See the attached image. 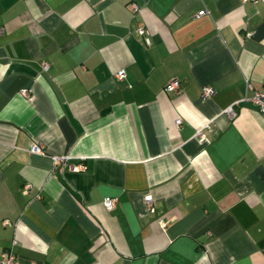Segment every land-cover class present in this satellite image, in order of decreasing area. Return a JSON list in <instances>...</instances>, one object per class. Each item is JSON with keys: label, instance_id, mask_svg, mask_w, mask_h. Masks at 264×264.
Instances as JSON below:
<instances>
[{"label": "crops", "instance_id": "0c3cea01", "mask_svg": "<svg viewBox=\"0 0 264 264\" xmlns=\"http://www.w3.org/2000/svg\"><path fill=\"white\" fill-rule=\"evenodd\" d=\"M262 88L264 0H0V258L264 264Z\"/></svg>", "mask_w": 264, "mask_h": 264}, {"label": "built area", "instance_id": "2783aa9c", "mask_svg": "<svg viewBox=\"0 0 264 264\" xmlns=\"http://www.w3.org/2000/svg\"><path fill=\"white\" fill-rule=\"evenodd\" d=\"M132 7L134 10H137V6L136 4H132ZM204 14V12H201V15ZM137 35L143 40V42L145 43L146 46L150 45V39L146 33V31L142 28L139 27L137 29ZM41 69L43 72H46L48 70V64L47 62L43 61L41 62ZM116 78L118 80H122L125 77V74L123 71H120L119 73H117ZM247 87L248 89H250V85L247 83ZM179 88V81L176 79L171 80L166 87L164 88V91L166 92H171V91H176ZM213 94V89L210 87H203L202 89V97L203 98H208ZM23 95H26V92H23ZM257 108L258 112L261 115H264V88L260 89V90H256L253 92L252 97L249 99ZM223 113L229 118L232 119L234 118L235 114L232 110L231 107L226 108ZM177 125H180L181 121L177 120L175 122ZM208 127V126H207ZM197 136L200 139H204V136L202 134L201 131H199L197 133ZM31 153L34 154H43L44 151L42 149V147L40 145L37 144H33L29 150ZM54 164L58 165L60 162H64L65 161V157H55L53 158ZM84 170V165H77L75 167H73V171H82ZM29 186L27 185L25 187L24 190H28ZM143 202L147 207L148 211H153V207H152V203H153V199L152 196L150 194H146L143 197ZM103 207L107 210V211H111L114 208L115 205V199L112 198H106L103 203H102ZM160 224L162 226L165 225V223L163 221H160ZM3 225H9L8 221H3ZM0 264H22L18 261L17 257L14 255V253L12 252V250H8L6 251L3 256L0 258Z\"/></svg>", "mask_w": 264, "mask_h": 264}]
</instances>
